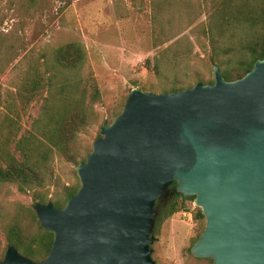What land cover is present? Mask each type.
I'll return each mask as SVG.
<instances>
[{
	"label": "water",
	"instance_id": "1",
	"mask_svg": "<svg viewBox=\"0 0 264 264\" xmlns=\"http://www.w3.org/2000/svg\"><path fill=\"white\" fill-rule=\"evenodd\" d=\"M172 92L133 88L104 122L79 188L62 207L35 203L53 233L34 261L13 245L0 264H155V202L175 189L194 198L205 225L190 247L212 264H264V59L244 76Z\"/></svg>",
	"mask_w": 264,
	"mask_h": 264
},
{
	"label": "trees",
	"instance_id": "2",
	"mask_svg": "<svg viewBox=\"0 0 264 264\" xmlns=\"http://www.w3.org/2000/svg\"><path fill=\"white\" fill-rule=\"evenodd\" d=\"M132 1L136 9H144V0ZM201 16L204 18L199 20ZM149 19L153 47L173 41L145 60V67L157 76V82L146 90L172 92L199 81L211 84L214 65L226 80H234L264 59V0H149ZM195 47L209 60L208 77L194 63L190 65L195 58L203 59L198 58ZM101 99L86 48L78 40L37 49L17 86L4 90L0 97V187L13 185L19 193H29L33 201L28 208L16 209L3 224L5 246L13 245L34 261L49 252L53 233L39 225L33 205L51 201L62 207L77 192L78 177L69 186L57 185L53 157L56 154L74 166L86 159L92 144H79L80 134L96 118L98 128L110 123L122 111L126 98L108 109L107 118L94 109ZM37 102L39 114L22 131L23 117ZM99 136L97 130L96 138ZM50 186L55 187L51 196ZM175 186L173 182L155 202L154 232L159 233L175 214L191 212L197 225V234L185 248L191 255L190 247L204 229L205 218L200 208L191 207L194 198L178 193ZM2 255L0 250V259Z\"/></svg>",
	"mask_w": 264,
	"mask_h": 264
},
{
	"label": "rangeland",
	"instance_id": "3",
	"mask_svg": "<svg viewBox=\"0 0 264 264\" xmlns=\"http://www.w3.org/2000/svg\"><path fill=\"white\" fill-rule=\"evenodd\" d=\"M144 2V9L138 10L132 0H0V97L5 89L17 86L37 49L73 40L82 42L86 48L102 94L94 109L103 118H107L108 109L124 100L133 88L152 91L146 89L157 82V76L145 67V60L152 59L173 40L153 47L149 0ZM203 18L201 16L199 20ZM185 33L194 40L188 31ZM194 52L203 59L195 58L190 65L194 63L206 77L210 76L208 58L197 47ZM39 112L40 102L33 103L22 119V131L30 127ZM100 128L96 118L95 123L80 134L79 144L85 142L90 146ZM52 168L58 186L76 182L75 166L56 154ZM53 190L55 187L50 186L49 196ZM32 202L29 193H19L13 185L0 187L1 252L4 253L6 247L3 224L13 217L16 209L28 208ZM193 206L196 207L194 202ZM196 234V222L193 218L188 220L182 213L166 220L159 233L153 228L155 241L151 249L155 264H212L210 259L186 253L189 238Z\"/></svg>",
	"mask_w": 264,
	"mask_h": 264
},
{
	"label": "built area",
	"instance_id": "4",
	"mask_svg": "<svg viewBox=\"0 0 264 264\" xmlns=\"http://www.w3.org/2000/svg\"><path fill=\"white\" fill-rule=\"evenodd\" d=\"M182 215L186 216L188 218V220H191V212H183Z\"/></svg>",
	"mask_w": 264,
	"mask_h": 264
},
{
	"label": "crops",
	"instance_id": "5",
	"mask_svg": "<svg viewBox=\"0 0 264 264\" xmlns=\"http://www.w3.org/2000/svg\"><path fill=\"white\" fill-rule=\"evenodd\" d=\"M183 213V212H182ZM192 214V213H191ZM191 219H192V216H191Z\"/></svg>",
	"mask_w": 264,
	"mask_h": 264
}]
</instances>
